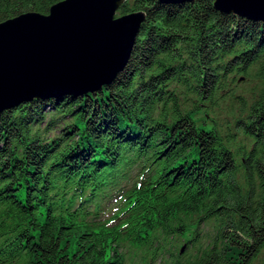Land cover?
<instances>
[{
  "label": "trees",
  "instance_id": "1",
  "mask_svg": "<svg viewBox=\"0 0 264 264\" xmlns=\"http://www.w3.org/2000/svg\"><path fill=\"white\" fill-rule=\"evenodd\" d=\"M58 1L0 0V22ZM137 10L111 83L0 112V264H127L168 240V264H264V21L214 0L117 13Z\"/></svg>",
  "mask_w": 264,
  "mask_h": 264
},
{
  "label": "water",
  "instance_id": "2",
  "mask_svg": "<svg viewBox=\"0 0 264 264\" xmlns=\"http://www.w3.org/2000/svg\"><path fill=\"white\" fill-rule=\"evenodd\" d=\"M185 3L195 0H158ZM125 0H61L49 13L0 22V112L34 98L83 94L111 83L131 56L146 13ZM222 13L264 21V0H214Z\"/></svg>",
  "mask_w": 264,
  "mask_h": 264
},
{
  "label": "rangeland",
  "instance_id": "3",
  "mask_svg": "<svg viewBox=\"0 0 264 264\" xmlns=\"http://www.w3.org/2000/svg\"><path fill=\"white\" fill-rule=\"evenodd\" d=\"M118 15V13H117ZM44 123L42 126H45ZM59 128L57 127L55 130L51 131V135L58 134ZM204 229H208L209 225H204ZM166 241L163 245L162 250L160 251V255L156 254L157 259L151 256V254H147L144 251H137L133 258L129 259L127 264H168L170 259H172V252L176 250L172 249V243Z\"/></svg>",
  "mask_w": 264,
  "mask_h": 264
}]
</instances>
